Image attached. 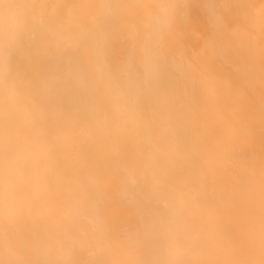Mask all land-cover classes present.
Wrapping results in <instances>:
<instances>
[{
	"label": "bare ground",
	"instance_id": "6f19581e",
	"mask_svg": "<svg viewBox=\"0 0 264 264\" xmlns=\"http://www.w3.org/2000/svg\"><path fill=\"white\" fill-rule=\"evenodd\" d=\"M0 264H264V0H0Z\"/></svg>",
	"mask_w": 264,
	"mask_h": 264
}]
</instances>
